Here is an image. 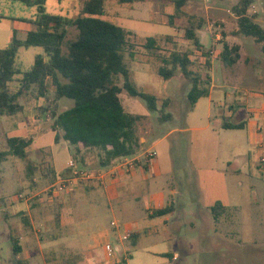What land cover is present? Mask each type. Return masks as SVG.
<instances>
[{
    "label": "rangeland",
    "instance_id": "rangeland-1",
    "mask_svg": "<svg viewBox=\"0 0 264 264\" xmlns=\"http://www.w3.org/2000/svg\"><path fill=\"white\" fill-rule=\"evenodd\" d=\"M85 1L87 0H45L44 7L47 14L60 15L73 20L78 16ZM212 2L218 4L224 11V28L229 34L232 29L237 27V21L231 12V8L237 0H212ZM105 3V15L102 19L121 27L126 32H131L132 35L135 33L138 38L176 35L173 42H167L160 38L156 45L158 48L156 51L144 49V39L128 37L129 47L125 54V62L131 80L136 83L138 90L162 98L171 96L174 101L170 108L162 110L160 107L155 113L149 112L151 117L139 127L140 138L146 140L144 145L151 137L153 140L149 144L159 141L160 143L155 147L158 158L166 159L170 165L181 171L179 174L182 177V182L189 184H192V180L187 168L192 165L193 151H201L202 149L212 151L219 148L222 155L233 149L246 153L236 159L231 158V163L236 162L242 173L224 177V194L227 193V196H224V208L222 210L220 207L214 208L215 211L220 212L215 219L211 209H209V213L205 209L201 211L196 209L199 207L197 205H192L196 212L194 216H182V220L174 229H163L161 226L157 234L150 236H145L143 230H139L141 238L131 246L130 241L123 240V237L129 235L132 222L139 226L144 224L142 216L145 215H141L140 210L130 216L126 214L124 201L129 199H124V197L122 202L118 204L114 199L108 203L105 195L102 196V194H100L97 203H90L86 197H83L85 185L91 181L85 176H91L97 166L94 160L91 165L79 166L80 170L75 169L78 172L76 176L71 172L64 171L59 173L60 176L56 179H53L48 174L37 173L35 176L36 185L32 187L25 179L22 162L15 158H8L9 160L0 165V198L14 199L17 204H22L25 209L29 205L31 206L32 215L36 214V216H32V222L36 230L40 231L38 234L40 241L44 242L50 239L48 235L50 234L56 241L68 242L66 251H63V248L59 246L53 248L52 264H105L114 258L119 260V264H122V260H127L126 264H264V170L253 167L254 173L251 174L247 171L249 158L258 161L261 155L264 156V148H259L257 144L250 146L247 134L242 129L226 132L225 135L223 133L217 135L216 131H204L196 135L189 131L176 132L160 140L172 129H187L195 123L191 117H185L187 104L185 93L187 87H190L189 82L179 74L170 80H163L154 72V64L158 63L157 55H167L174 47L183 51L194 50L191 47L192 44L183 41L182 38L183 30L181 27H184L186 18L169 19L173 12H177L174 4L165 6L162 12L153 11L154 9L160 10L161 6L168 4L166 0L139 1V5L136 6H143L141 10L146 11L143 13L130 12V7L133 5H125L119 3L118 0H105ZM192 9L196 10L195 8ZM249 11L248 15H255L256 23L264 29V0H254ZM198 14L200 16L199 11ZM0 15L3 16L0 19V49H3L11 44L14 37L21 39L26 29L32 27L27 22L35 18L36 9L18 1L0 0ZM163 17L166 22L171 20L174 25L179 26L177 34L172 26L159 21ZM208 18L212 25V33L207 27H204L198 36L204 47L208 49L213 45L214 51H219L222 47L219 43L221 38L217 41L214 38L216 34L221 32L214 22L220 20H218V15L213 13H209ZM210 34H212L214 41ZM76 36L77 30L74 27H69L66 41L74 40ZM237 40L249 42L250 45L243 42V46L247 47L244 53L257 58L263 64L255 73L257 85L256 83L252 85L255 86V91L264 93V83L262 82L264 79V53L252 37H239ZM63 52H66L65 46ZM38 55L45 58L44 51L40 47L18 48L15 68L19 69L21 73L29 71ZM210 56L212 55L210 54ZM134 59L136 62L132 63ZM215 62L222 66L221 62L214 60ZM237 68L251 74L253 62L244 64L241 60ZM217 70L215 67L213 72H209L212 76L211 84L217 87L212 95L215 105V117L212 118V122L215 124L224 119L222 108L232 102V99L224 100V93L233 91L227 87L219 88L224 84ZM139 71L143 76L142 81L138 80ZM15 81L11 84V91L17 89ZM121 84L122 81L119 85ZM32 92L31 95L19 100L20 104L29 108L27 115L23 117L22 114H18L9 119L21 121L25 127H13L9 123L0 124V151L6 149V137L23 138L31 135L33 138L29 153L31 160L41 164V168L53 164L56 170H61L67 165L70 157L75 154L74 147L64 141L56 144L53 132L43 134L44 131L50 130L52 119L49 112L39 113L45 102L42 98L37 99L36 91ZM53 93L54 88L49 81L46 95L50 97ZM119 99L122 104L125 101L139 102L141 108L135 112L136 114L143 113L147 109L144 101L130 97L125 92L120 93ZM219 103L222 104L221 107H219ZM72 106V100L62 98L58 102L57 112ZM250 107V111L255 110L252 108L253 105ZM164 114H170L171 117L161 119L160 117ZM29 116L31 121L28 119ZM0 120L3 118L1 117ZM224 120L231 123L234 121L228 118ZM28 124L32 126L34 124L35 127H29ZM224 145L230 146L232 149L226 150ZM95 154L94 151H89L87 159L92 161V157L96 156ZM70 163L73 162L70 161ZM218 179L220 178L218 177ZM70 197L77 203L76 205L70 204L68 208L64 209L63 202ZM192 201L196 203L195 200ZM140 205L141 203L138 204L139 208ZM7 209L5 215L10 211L9 208ZM63 209L66 217L64 227L60 226V214ZM22 214L24 213L22 212ZM3 216L4 214L0 212V264L7 262L11 254L10 243L2 235L3 230H5L4 223L13 224L16 222L25 228L22 222L23 217L6 221ZM149 220L146 219L145 222ZM12 235L16 237L15 232ZM154 240H164L169 244L171 243L169 254L154 255L147 253L144 249L150 246V242ZM106 244L117 249L112 257H107L105 253ZM158 244L161 245V242ZM175 244L176 247H174ZM43 245L42 247H44ZM44 253L45 249L43 248L38 261H33L32 264H43ZM174 254H177V257L173 259ZM34 258L37 259V256L34 255Z\"/></svg>",
    "mask_w": 264,
    "mask_h": 264
},
{
    "label": "trees",
    "instance_id": "trees-1",
    "mask_svg": "<svg viewBox=\"0 0 264 264\" xmlns=\"http://www.w3.org/2000/svg\"><path fill=\"white\" fill-rule=\"evenodd\" d=\"M18 1L28 7H35V18L27 23L32 27L25 34L23 40L13 38L11 44L0 49V117L14 116L22 111L19 99L36 91L37 98H42L45 105L40 114L49 112L52 119L50 131L55 132L54 142L61 140L68 143L76 153L86 150L96 152L98 165L109 166L111 163L133 157L139 150V127L147 120L141 115L127 113L119 99L122 92L130 97L139 98L145 102L150 113L158 111L155 96L140 92L131 80L125 54L129 32L121 27L103 20L104 0H87L84 2L78 16L69 19L60 15L47 14L45 0H11ZM60 1V0H58ZM142 0H118L119 3H134ZM189 0H172L177 13L182 12L183 6ZM254 0H237L231 8L236 17L237 29L230 32L234 37H252L261 45L264 53V29L255 21V15H248ZM174 16H171L172 19ZM3 16L0 15V19ZM74 27L77 36L74 40L66 41L68 28ZM198 24L190 21V26L183 30V40L189 41L194 50L201 51L204 57L214 52L211 48L203 49L196 35ZM222 39L226 37L221 32ZM167 42H173L172 36L165 37ZM157 40L149 37L143 48L158 50ZM219 60L225 67H231L239 58L238 47H229L221 42ZM66 52H63V47ZM40 47L45 58L38 55L34 59L31 69L27 72L15 68V57L18 48ZM190 51H183L175 47L167 55H157L156 73L163 80H170L179 74L190 84L187 93L188 110H192L196 102L209 94V77L195 70L190 58ZM259 64L260 62L256 60ZM19 87L15 92L10 91L9 83L15 81ZM54 88V93L47 96L48 82ZM120 81L122 84L119 85ZM66 98L73 101V106L57 112L58 102ZM167 102L161 105L162 110ZM164 114L161 119L170 118ZM159 118V119H160ZM244 124H234L223 121L225 130L242 129ZM32 138H5L6 149L0 151V164L8 157H14L24 165V176L32 187H35L37 173L50 175L56 179L58 175L50 165L41 168V164L31 160L29 153ZM148 165H145L147 167ZM68 172V171H67ZM62 175V174H61ZM223 208L220 203L211 207ZM169 208L154 212V216L167 214ZM215 216V215H214ZM216 219V218H215ZM27 225V221H23ZM16 256L20 249L13 248ZM125 264V260L121 261Z\"/></svg>",
    "mask_w": 264,
    "mask_h": 264
},
{
    "label": "crops",
    "instance_id": "crops-1",
    "mask_svg": "<svg viewBox=\"0 0 264 264\" xmlns=\"http://www.w3.org/2000/svg\"><path fill=\"white\" fill-rule=\"evenodd\" d=\"M166 1L168 4L161 6L160 8L161 11L155 9L153 11L162 12L165 6H169V4H173L172 0H166ZM105 4L106 3L104 0V15H105ZM125 5H130V6L133 5L132 7H130V12H141V13L146 12L145 10H141L143 6H136L139 5L138 2L125 3ZM192 8H195L196 10ZM198 11L200 12V16L198 14ZM249 12L250 11H248V14ZM209 13L218 15L219 17L218 20L220 21L217 20L218 22H214V24L216 27L220 29V32L224 31L226 33V37H224L223 39L221 37V33L216 34L214 39L217 41L219 38H221L219 40L220 41L219 43L224 42L229 47L237 46L239 58L236 61V63L231 67H225L223 66V64H221L222 66H219V64H216V62L214 63V60L220 62L218 50L212 52L211 53L212 56L209 55V57H204V54L198 50L190 51L191 52L190 58L194 63L193 68L199 71L202 75L206 74L209 77L210 80L209 81L210 83L208 85L209 94L207 97H203L199 99L194 105L192 110H188L187 93L190 87H187L185 93V101L187 102L185 117L188 118L191 117L192 120L195 122L193 123L194 125H191L187 129H172L168 131L160 140H163L164 138L176 132L184 133L189 131L196 135L197 133L204 131H212V132L216 131L217 135H221L222 133L225 135L226 132L240 131V129L225 130L222 128L223 120L225 118H228L229 120H234L232 122L234 124H244L242 130L246 132L248 143L250 146H253V144H257L259 148L262 147L263 149L264 148V100H263L264 93L262 91L254 90L255 87L254 85L255 83L257 85L258 82L255 77L256 70H259V68L261 67V65L263 66V64L257 58H253L244 53L246 52L247 47L243 46V42L247 43L248 45H250V43L247 42L246 40H242V41L237 40V38L245 37V36L234 37V36H230L225 31L224 11L218 4L212 2V0H189L185 4V6H183L181 13L173 12L172 16L174 17L172 19L186 18V23H184L185 25L182 23L184 25V27H181L182 30L190 26V21H193L194 23L198 24L199 27L196 30V35L199 39L201 46L205 50L207 48L204 47L203 44L201 43L198 33L202 32L204 27H207L210 33H212L211 32L212 25L208 18ZM169 19L171 18L169 17ZM159 21L172 26L176 34L179 31L178 30L179 26L176 24L174 25L171 22V20H168V22H166L163 17ZM30 29L31 27L26 29V31L23 33L22 38L19 40H23L25 38V34ZM236 29L237 27L235 29H232L231 32L236 31ZM129 33L131 34V32ZM135 35L136 34L134 33L133 35L131 34L130 36H133L136 39H144L145 41L147 38H149V37L138 38ZM210 35L213 40L212 34ZM167 36L164 37L150 36V37L156 39L158 42L160 38H163L164 41H167L165 39V37ZM171 36L175 40L176 35H171ZM183 41L190 43L189 41L186 40ZM258 45L261 50V45L260 44ZM191 47L193 48L192 45ZM131 56L133 57V55ZM132 57H130V59H132ZM241 60L244 64H249L250 62H253V70L251 71V74L250 73L247 74L244 71L237 68ZM256 60H258L260 63L258 64ZM134 62H136L135 59L132 63ZM156 66L157 64H154L155 73H156ZM215 67L216 69H218L217 71L219 72L220 77L222 79V83L224 84L219 88L227 87L233 90L232 92L224 93L225 95L224 100L226 101L232 99V102L229 103V105H226L224 106V108H222L224 119H222V121H218L217 124L212 122V118L215 117L214 116L215 105L212 95L214 94V89L217 87L211 84L212 76H210L209 74V72H213ZM137 76L139 77L138 80L142 81L143 76L141 74V71H139ZM249 77H251V79H248ZM17 79L18 78H16L15 82L17 83V89H18L19 83L17 82ZM262 82L264 83V79ZM11 84L12 82L9 83L8 85L10 91H11ZM134 84L136 85L135 82ZM17 89H15L12 92H15ZM150 95L156 97L158 109L161 107L163 102H167L166 108H170L173 105L174 101L171 96L170 97L165 96L162 98L154 94H150ZM23 97H21L20 99H22ZM20 105L22 106L23 109L18 114H22V116L25 117L27 115L29 108L24 106V104H20ZM221 105L222 104L219 103V107H221ZM250 105H253L252 108H255V110L250 111L249 110V108H251ZM122 107L129 114L141 115L146 117L147 120L151 117L147 109L143 113H139V114L135 113L137 112V110H139V108H141L140 103L137 101H131V102L125 101L122 104ZM11 117L13 116L2 117L3 120H0V124L9 123L13 127H25L23 126L21 121L9 120ZM28 119L29 121H31L30 116L28 117ZM30 126L35 127L34 124L33 126L29 125V127ZM47 132H52V131L50 130L44 131L43 134ZM53 133L55 134V132ZM27 137L32 138L31 135H28L23 138H27ZM151 140H153L152 137L149 141H147V144L144 145L146 143V140L144 138L140 139L141 146L139 150L133 157H130V159L133 158L138 160V162L133 167L127 165L124 158L111 163L109 166L100 167L98 165V158L96 154H95L96 156L92 155L93 156L92 161H90L89 158L87 159L89 151L91 152L92 150L81 151L79 153L75 152V154L70 157L67 165L63 167L61 170H56L55 166L53 164L52 165L50 164V167L57 174H59L64 171L71 172L68 169L70 161L73 162V170L75 169L80 170V168H78L79 166L82 167L83 165H91V163L95 161L94 163H96L97 166L93 174L91 175L92 176L91 181L85 185V189H84L85 191L83 197H86L87 201H89L90 203H97L99 201L100 194H102V196L105 195L108 203H110L114 199L117 204L122 202V198L124 197V199L125 198L129 199V200L125 199L124 201L125 202L124 212L126 214L130 216L140 210L141 215H145L142 216V218L144 219L143 220L144 224L139 226L137 223L132 222L130 225L131 231L129 233L130 236L127 239V241H130L131 246H133L137 242V240L141 238V233L139 232V230H143V234L145 236H150L153 234H157L161 226H163V229H167V228L174 229V227H177L178 222L182 220V216H192V215L194 216L196 212L193 209L192 205H197L199 207H196V209L198 208V210L200 209V211L202 209H205L209 213H210L209 209H211V207L214 206L216 203H220L224 208V196H227L226 192L224 194V188H225L224 177L235 173L238 175L242 173L239 167L237 166L236 162L231 163V158L236 159L239 156L246 154L245 152H242L238 149H233L232 151H228L223 155L220 153L219 148L212 151L207 149H202L201 151L200 150L193 151L192 161H191L192 165L189 168H187V170L191 174L190 178L192 180V184H189L188 182L186 183L182 182V177L179 174L181 173V171L175 169L174 166L170 165V163L166 159H161L160 157L158 158L155 147H157L158 143L160 142L155 141V143L149 144ZM224 149L229 150L232 148H230V146L224 145ZM140 151L141 153H139ZM148 151H153L155 153V158L150 164H145L142 161V156ZM94 153L96 152L94 151ZM8 158L11 159L14 157H8ZM8 158L7 160H9ZM145 165L148 166L145 167ZM253 167L258 170H264V166L260 165L259 161L257 160L253 161L249 158L247 164V171L251 172V174L254 173ZM218 177L220 179H218ZM203 190H205V192H202ZM192 200H195L196 203H193L194 201ZM63 203L64 204L62 206H64V209H66L70 204L74 203V205H76L77 202L76 201L74 202L72 197H70L66 199V201H64ZM139 203H141L140 208L138 206ZM7 208H9L10 211L5 215V212H7L6 210H8ZM164 208H169L167 214L163 216H154L155 211ZM64 209L60 214L61 215L60 226L62 227H64V219L66 218L64 215ZM0 212L4 214L3 217L6 221H10V220L13 221V219L16 218L19 219L20 217H23L22 222L23 221L28 222L27 225L23 224L25 228H22L16 222L13 224L12 223L10 224L8 222L4 223L5 230H3L2 235L3 238L10 243L11 254L7 262L3 264H32L33 261H38L39 256L42 255L41 253L43 248L45 249V253H44L45 256L42 258L43 264H52L53 263L52 254L54 247L57 246L62 247L63 251H66L68 249L67 241L64 242L56 241L54 240V237H52V235L50 234H48L50 239H47L44 242L40 241V239L38 238V234L40 231L36 230L35 225L32 222V216H36V214L32 215V210L30 205L28 206L27 209H25L24 206H22V204L20 203L17 204L14 199L0 198ZM22 212L24 214H22ZM212 213L215 215V216L213 215V218L218 217V214H220V212L218 211ZM145 218L150 220L145 222L146 220ZM12 228H14L15 230L13 231ZM14 232L16 234V237L12 235V233ZM159 242H161V245L158 244ZM150 244H151L150 246H147L144 249L147 253H151L154 255L169 254L171 243L169 244L164 240H154L151 241ZM42 245L44 247H42ZM14 247L15 248L19 247L20 249L19 253L16 256H14L12 251ZM174 247H176V244L174 245ZM34 255L37 256V259L34 258ZM176 257L177 254H174L173 259ZM108 261L109 262L105 264H119V260H117L116 258H114V260H108ZM126 262L127 260L125 261V264Z\"/></svg>",
    "mask_w": 264,
    "mask_h": 264
},
{
    "label": "built area",
    "instance_id": "built-area-1",
    "mask_svg": "<svg viewBox=\"0 0 264 264\" xmlns=\"http://www.w3.org/2000/svg\"><path fill=\"white\" fill-rule=\"evenodd\" d=\"M260 148L262 149V147H260ZM154 158H155V153L153 151H148L142 156V161L145 164H150ZM124 159H125L126 164L131 166V167L135 166V164L138 162V160L133 159V158L132 159L124 158ZM258 161H259L260 165L264 166V156L261 155L259 157ZM68 169L71 171V173H73V175H75V176L77 175L78 172L73 170V163L69 164ZM85 177H86V179H92V176H90V175L89 176L86 175ZM129 236H130V234L128 236H124L123 240H127L129 238ZM104 250H105L107 257H112L114 254V251H116L117 249H113L111 247V245L106 244L104 247Z\"/></svg>",
    "mask_w": 264,
    "mask_h": 264
}]
</instances>
